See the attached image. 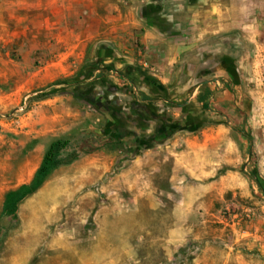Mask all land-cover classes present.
Masks as SVG:
<instances>
[{
    "label": "rangeland",
    "instance_id": "rangeland-1",
    "mask_svg": "<svg viewBox=\"0 0 264 264\" xmlns=\"http://www.w3.org/2000/svg\"><path fill=\"white\" fill-rule=\"evenodd\" d=\"M0 264H264V0H0Z\"/></svg>",
    "mask_w": 264,
    "mask_h": 264
},
{
    "label": "trees",
    "instance_id": "trees-1",
    "mask_svg": "<svg viewBox=\"0 0 264 264\" xmlns=\"http://www.w3.org/2000/svg\"><path fill=\"white\" fill-rule=\"evenodd\" d=\"M46 94V93H44ZM44 96V95H41ZM138 103L133 104V110H137ZM147 110L148 107H145ZM68 144L67 140H56L51 143L46 151L43 160L36 171L34 179L29 184H23L19 188L9 191L6 195L2 215H15L18 211L19 204L29 195L36 192L52 173V171L59 165L58 155L61 148Z\"/></svg>",
    "mask_w": 264,
    "mask_h": 264
}]
</instances>
